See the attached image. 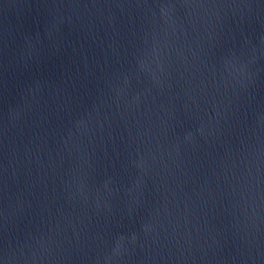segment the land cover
<instances>
[{
    "label": "water",
    "instance_id": "water-1",
    "mask_svg": "<svg viewBox=\"0 0 264 264\" xmlns=\"http://www.w3.org/2000/svg\"><path fill=\"white\" fill-rule=\"evenodd\" d=\"M0 264H264V0H0Z\"/></svg>",
    "mask_w": 264,
    "mask_h": 264
}]
</instances>
